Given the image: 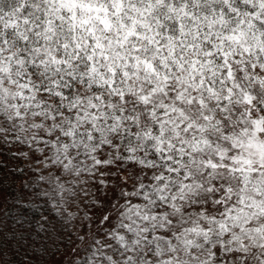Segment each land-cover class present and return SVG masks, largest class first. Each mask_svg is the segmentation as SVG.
<instances>
[{
    "label": "snow or ice",
    "instance_id": "obj_1",
    "mask_svg": "<svg viewBox=\"0 0 264 264\" xmlns=\"http://www.w3.org/2000/svg\"><path fill=\"white\" fill-rule=\"evenodd\" d=\"M126 2L130 8H135L130 0H113L115 12H110L99 0H43L39 23L24 16L0 25L5 33L0 36V75L9 76L7 82L0 79V95L4 97L0 99V120L13 129L11 139L0 143V246L15 241L28 255L27 249L35 245L33 258L37 264H97V261L153 264V257L159 264H173V261L182 264L179 255H170L176 252L175 244L180 243L191 259L200 260L193 253L203 241L208 251L200 264H237V259L248 264L249 243L260 240L255 246L264 248V102L257 105L255 95L257 88H264V78L255 76V87L246 89L238 81L233 65H245L240 68V74L248 71L241 57L253 55V46L247 44V38L255 36L252 29L258 22V13L249 14L250 20H241L240 25L225 32L223 37L216 35V28L227 23L223 12L211 20L204 17L207 21L204 26L215 36V40L205 38V43L212 45L203 53L210 58L206 63H212L211 58L218 52L223 63L220 82L227 80L231 85L222 97L211 84L207 85L208 92L215 97V108L205 107L208 101L203 96L199 100L196 98L199 88L205 85L206 78L201 73L199 88L193 89V95L185 97L184 91L176 93L174 90L170 93L168 82L171 78L166 75L160 86L161 94L170 100L174 95V102H165L157 111L152 100L157 93L153 88L152 92L140 95L129 111L127 105L133 94L123 90L117 92L115 79L105 78L103 84L91 82L92 74L97 71L94 58L100 55L108 59L104 51L96 53L97 48L104 49L102 43H96L91 53H83L88 62V77H77L73 71L64 72L73 63L68 58L70 52L75 53L74 62L80 61L81 45L77 43L75 48L67 42L59 45L68 50L63 55H58V49L52 47L57 24H67L68 30L75 33L76 28L84 31L85 26L95 20L104 26V31H111L114 27L112 15L119 16ZM155 2L163 4V0ZM260 4L264 7V0H260ZM77 9L92 15L78 16ZM136 11L138 16L128 17L133 21L131 29L123 20L120 22L121 28L127 31L125 42L132 36L147 38L135 30L139 23L151 33L150 43L156 44L159 50L161 44L156 37L161 36L160 30L153 29L148 20L155 11L153 0H148L146 8ZM169 11L173 15L179 13L177 23L182 36L186 34L185 17L200 21L188 11L187 4L179 9L173 5ZM65 12L69 15L65 16ZM156 20L159 22V17ZM259 23H264V18ZM87 31L96 39L95 27ZM196 37L200 38L199 31ZM167 39L173 37L169 35ZM225 40L239 44L243 51L236 54L225 51ZM216 41H219V47ZM188 48L194 52L191 83L196 81L195 73H200L197 68L200 60L195 45ZM174 51L173 48V55ZM259 51H264V46ZM143 63L146 69L156 73L154 64L148 60ZM178 67L183 69L184 66L178 63ZM251 69L260 71L255 63L251 64ZM13 70L16 73L14 79ZM109 71L115 77L116 70L110 68ZM209 72L214 73L215 69H209ZM123 75L128 76V73ZM244 78L253 79L251 76ZM5 83L15 90L4 87ZM85 87L93 91L85 92ZM104 87L110 90L111 103L96 91ZM185 101L187 106H196L194 113L196 109L201 111L197 115L189 114ZM139 107L150 108V111L140 112ZM53 108L57 112H53ZM9 110L14 112L12 116L7 114ZM108 111H116L117 115L109 117ZM26 112H31L34 120L47 116L50 122L57 121L53 125L55 134L50 128L43 136H34L32 142L25 145L15 129L27 130ZM104 121L119 125L111 129V136L117 139L101 137ZM149 121L151 126H146ZM166 125L171 136L165 131ZM31 127L39 129L43 124L33 123ZM85 127L87 132L83 131ZM141 136L144 141H152L154 147L147 151L140 149L137 155L136 145L143 143ZM124 143L128 147L122 152L120 145ZM33 144L37 146L33 147ZM25 148L30 150L36 164L43 160L46 168L57 170V181L61 179V171L79 177L85 174L82 168L91 165L92 171L86 175L91 178L89 183L93 191L85 189L83 193L85 199H90L86 205L90 223L84 225L87 240L83 235L74 237L66 229L58 219L59 214L53 211L56 205L39 185L23 184L21 198L9 203V179L14 183L17 177L25 175L19 163L16 167L10 166L11 160H21ZM145 155L150 158L145 160ZM28 171L36 173L35 168ZM122 175L128 176V180H122ZM30 187L33 189L31 194L23 191ZM57 187L61 194L70 190L62 183ZM25 198H28L27 204L23 203ZM42 198L49 207L39 216L29 217V208L35 207L34 201ZM12 209L16 212L10 215ZM36 210L40 211L39 208ZM215 234L222 239L213 244L210 241ZM162 240L168 244L167 256L160 247ZM82 241H85L82 247L77 249L76 245ZM228 244L233 245L230 250ZM2 257L0 251V264H6ZM258 259L259 264H264V258Z\"/></svg>",
    "mask_w": 264,
    "mask_h": 264
},
{
    "label": "clouds",
    "instance_id": "obj_2",
    "mask_svg": "<svg viewBox=\"0 0 264 264\" xmlns=\"http://www.w3.org/2000/svg\"><path fill=\"white\" fill-rule=\"evenodd\" d=\"M99 3L102 6H106L110 12H115V7L113 0H99ZM131 5H134L135 8H130L126 2L123 11L119 16L112 15L111 19L114 23V27L111 31H104V26L99 23V21H93L92 24L85 26V30L81 31L80 28H76L75 33L68 30V25H56L55 39L52 41L53 49H58L57 54L63 55L68 50L59 47L63 43L67 42L71 48H75L77 43L82 46V54L80 61L78 63L74 62V52H70L68 58L73 60L71 68L64 69V72L73 71L77 77L83 75L88 77L90 75L87 67V61L84 58L83 53H91L92 47L96 43H102L105 47L104 49L97 48L96 53L99 54L101 51H104L108 59H104L103 56L97 55L94 59L96 60V69L97 71L92 74L93 79L91 82L95 83H104V79L107 78L109 81L115 79L116 84L115 88L117 92L123 90L125 93H132L130 97L129 104L127 108L129 111L132 110L134 103H137L140 95L148 94L152 92L153 88L156 90V95L152 97L153 103L159 111L160 106L165 102L172 103L175 100V96L172 95L171 100L169 97H165L161 94V85L164 84V77L167 75L171 79L168 82L171 87L168 89L170 93H173V90L178 93L180 91L185 92V97L193 95V89L199 88L198 81L202 75L206 78L205 85L202 88H199L198 93L196 94L197 100L201 96L208 101L209 105L213 108L216 107L213 97L207 89V85L211 84L214 89L217 90V94L221 97L226 93L224 90L228 88L230 82L227 80L224 83H221L220 69L223 67L222 57L217 52L215 56L211 58L212 63H206L210 58L204 56L203 53L208 51L211 48V43H205V38L211 37L212 40H215V36L211 32H208L204 26L207 21L204 20V17L207 16L209 20L213 17L218 16L221 11L223 12L224 18L227 21L222 28L219 26L216 28V35L223 37L225 32H230L233 27L240 25L241 20L248 21L251 19L249 14H257L256 19L257 23L255 24L252 31L255 32V36L249 35L247 38V44L253 46V55L248 56L245 54L241 57L243 61L246 62L248 71L240 74V68L245 66L243 64H234V68L237 70V79L238 81L246 88H253L256 85L254 79L255 76H260L264 78V51H259V48L264 46V23H259L261 18H264V7H261L260 0H163V4H156L153 0V7L155 11L151 16L148 17V20L151 22L153 29L159 28L161 36L156 37L161 44L159 50L154 43H150L152 40V35L146 29V27L141 26L137 23L135 25V30L147 36V38L137 39L135 36L128 38L125 42V37L127 31L124 28H121L120 22L123 20V23L131 29L133 21L129 19V16H138L139 13L136 9H143L148 6V0H130ZM184 4L188 5V11L193 12L196 17L200 18V21L189 20L187 17L184 18V29L186 34L181 35V29L177 23L179 13L173 15L170 13L169 9L171 6H175L177 9L181 8ZM119 6V5H116ZM44 8L43 0H0V25H5L9 20L20 19L24 16H29L34 19V22L39 23V15L41 14ZM77 15L86 17L92 15V13L81 12L80 9H77ZM65 16H68L69 13L65 12ZM101 16L104 15L103 12L100 13ZM156 17H159V22L156 20ZM162 22V26L161 23ZM195 25V26H194ZM95 27L96 29V39H93L92 35L87 31L88 28ZM23 28V25H21ZM200 32V38L197 39L196 32ZM5 35L4 31L0 29V36ZM50 35H52L50 33ZM171 35L172 40L167 39V36ZM217 47H219V41H216ZM225 51L231 50L233 54L242 52L243 49L239 44L235 42L224 41ZM189 45H195V53L198 54L200 64L197 65V68L200 69V73H195L196 81L190 83L191 76L194 74L192 71V58L194 55L193 50L189 49ZM173 48L175 49L173 55ZM136 49H139L138 51ZM181 54H183V59H180ZM231 59V57H230ZM144 60H148L150 63L154 64L156 67V73H153L150 69H146ZM183 64V69L178 67V63ZM255 63L257 68L260 69L258 72H254L251 69V64ZM7 68V65H5ZM110 68L116 70V75L113 77L112 72L109 71ZM209 69H215L214 73H210ZM127 72L128 76H124L123 73ZM15 70H13L12 78H15ZM251 76L253 79L246 80L244 77ZM0 79L7 82L9 76L7 74L0 75ZM190 85V86H189ZM4 87L14 91L12 85L5 83ZM141 89L143 91H141ZM85 92H92V89L85 87ZM96 91L108 98V102L111 103V94L110 90L107 87L102 89H97ZM255 95L258 97L256 104L260 105L264 102V88H257ZM4 97L0 95V99ZM235 99V98H234ZM102 103V102H100ZM120 107H124L120 105ZM196 106H187L185 101V109L189 114L197 115L200 109H196V112H193ZM53 112H57L56 108L52 109ZM104 109H101V114L104 113ZM138 111L147 112L149 109L139 107ZM259 112V108H257ZM9 116H12L14 112L9 110L7 113ZM109 117H115L117 115L116 111H108ZM223 115L222 113L220 114ZM67 119V118H65ZM122 119H127V117H122ZM155 119V118H153ZM27 125V130H20L19 136L23 140L25 145L32 142L34 136H43L50 128L55 134L56 129L53 125L57 124V121H49L47 116H44L40 120H34L31 112H26V120L24 122ZM33 123L43 124V127L39 129L32 128ZM61 125L62 121L59 122ZM119 127V125H113L108 121H104L101 124V137L108 136L110 139H117L116 137L111 136L112 127ZM151 126V121L148 122V125ZM168 126H165V131L168 136H171L172 133L167 131ZM11 131L13 129L3 121L0 120V143H3L6 140L11 139ZM84 132L88 131V128L83 129ZM77 136L79 137V131H77ZM142 144L136 145L138 148L137 155L140 154V149L145 151L150 150L154 147L152 141H144L143 136H141ZM135 144V141H132ZM11 146V145H8ZM37 145L33 144V147ZM128 145L126 143L121 144L120 148L123 152ZM39 155V154H38ZM112 157H110L111 159ZM149 155H145L144 159L148 160ZM19 163V167L24 165L27 169L36 170V177L34 185H39L40 189L46 192L51 197V203L56 205L53 209L55 213H58V219L63 222L66 226V229L72 233L74 237L84 236L87 240V233L85 232L84 225L90 223L89 217L86 215V205H89L90 199H85L84 190L87 189L89 192L93 191L90 186V177L86 175L87 172L92 171L91 165L88 167L82 168V172L85 174L80 175L79 177L72 175L70 173L62 172L60 173L61 179L57 181L56 175L57 170L55 168H46L44 166V161L41 160L39 164H36L31 157V152L28 148L24 149L23 158L19 161L11 160V167H16ZM23 169V168H21ZM119 171V169H118ZM25 175H28V172H25ZM130 175V174H129ZM43 177V180H41ZM17 179H23L22 177H17ZM16 179V180H17ZM122 180H128V176L122 175ZM58 183H62L66 190L64 194H61L60 189L57 187ZM129 183L131 181L129 180ZM264 222V221H262ZM213 232H216L215 226H212ZM172 230H175L173 228ZM222 238L215 234L211 237V243H218ZM78 243L76 248L79 249L82 247L83 243ZM227 243V241H225ZM260 240L252 241L249 243L247 249L248 253V264H259V258H264V248H258L255 245L260 243ZM160 247L165 253V256L169 255L168 253V244L165 241H160ZM233 245L228 244V249L230 250ZM176 252L171 253L170 255H179L182 264H200V260H203L208 251L205 248L203 241H200V247L195 250L193 253L195 256L199 257L200 260H193L186 255L183 246L180 243L175 244ZM35 245L27 249L28 255H25V251L21 253L23 259L19 264H37V261L33 258V251ZM204 249V251H201ZM243 251V250H242ZM75 249L73 250V255ZM111 254V253H110ZM163 258V257H162ZM119 260V258H116ZM153 264H159V261L156 257L152 258ZM15 264V262H13ZM97 264H104V262L97 261ZM137 264H140L138 261ZM175 264V261H173ZM237 264H242V262L237 259Z\"/></svg>",
    "mask_w": 264,
    "mask_h": 264
},
{
    "label": "trees",
    "instance_id": "obj_3",
    "mask_svg": "<svg viewBox=\"0 0 264 264\" xmlns=\"http://www.w3.org/2000/svg\"><path fill=\"white\" fill-rule=\"evenodd\" d=\"M21 168H23L25 172H28V175L21 176L23 179H17L14 183L11 181V179H9V182L7 184V187L10 191V195L8 196L9 203H12L13 201L21 198V189L23 184L35 183L36 173L34 174L28 171V169L25 168L24 165H21ZM23 191L29 192L31 194L33 189L30 187L29 189H24ZM28 202H29L28 198H25L23 200V203L25 204H27ZM34 204L35 207L29 208V211L27 213L29 217L39 216L40 212L45 211V209L49 207L48 205L44 204L43 198L39 200H35ZM37 208L40 209L39 212L36 210ZM15 212L16 209H12L10 210L9 214L12 215L15 214ZM9 240H11V237H9ZM0 251L3 252L2 258L6 262V264H13V262H15V264H19V262L23 259V255H21V253H23L24 250L21 248L20 245L16 244L15 241H11L10 244H5L3 246H0ZM57 259H59V257H57Z\"/></svg>",
    "mask_w": 264,
    "mask_h": 264
}]
</instances>
